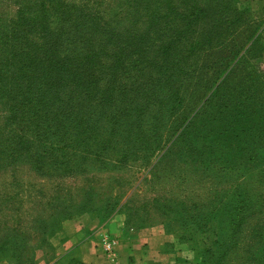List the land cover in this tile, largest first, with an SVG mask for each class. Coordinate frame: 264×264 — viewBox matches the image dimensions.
<instances>
[{"label":"rangeland","instance_id":"rangeland-1","mask_svg":"<svg viewBox=\"0 0 264 264\" xmlns=\"http://www.w3.org/2000/svg\"><path fill=\"white\" fill-rule=\"evenodd\" d=\"M109 203L194 222L180 264L264 262V0H0V264H50Z\"/></svg>","mask_w":264,"mask_h":264},{"label":"crops","instance_id":"crops-1","mask_svg":"<svg viewBox=\"0 0 264 264\" xmlns=\"http://www.w3.org/2000/svg\"><path fill=\"white\" fill-rule=\"evenodd\" d=\"M84 222L76 226L72 218L62 223L59 237L75 236V241L62 247L54 264H180L179 254L190 251L189 246H181L182 237L155 232L151 227H128L118 213L102 222ZM104 234L117 241L113 253L103 248Z\"/></svg>","mask_w":264,"mask_h":264},{"label":"trees","instance_id":"trees-1","mask_svg":"<svg viewBox=\"0 0 264 264\" xmlns=\"http://www.w3.org/2000/svg\"><path fill=\"white\" fill-rule=\"evenodd\" d=\"M253 31H255L256 29H252ZM255 39H253L254 41ZM57 46H58V40L56 38H54L53 36H50L48 34L45 35L44 37V41H43V45L41 47H39L37 49V51L40 53V54H43L45 58H48L49 59V68L50 69H57L58 73H63L65 70L67 71V67L72 63V60L71 59H68L66 58V60H56L55 58V53H56V50H57ZM89 210V209H87ZM103 216H105V218L108 217V215H111L112 213H118L119 212V208L116 209L115 208V205H111V203L107 204L103 210ZM57 218L54 217L50 222H48V224L46 225L45 224V227L46 229L50 228V226L54 227V225H58V221H56ZM195 224L194 222H188L186 221L185 224H183L179 229H177L174 233L177 235V237H182L181 240L183 239H187L188 241H192L194 242L195 241V237H194V234H193V237H184L185 234L186 235H189L190 232H195ZM56 229V228H54ZM53 230V228H52ZM53 232H56L55 230H53ZM194 245V243H193ZM33 257L34 255H29V257H26L25 260L28 261L29 264H33ZM19 259H22L21 257H18ZM58 258H53L52 262L50 264H54L55 261L57 260ZM257 264H264V262H258Z\"/></svg>","mask_w":264,"mask_h":264},{"label":"built area","instance_id":"built-area-1","mask_svg":"<svg viewBox=\"0 0 264 264\" xmlns=\"http://www.w3.org/2000/svg\"><path fill=\"white\" fill-rule=\"evenodd\" d=\"M102 245H103V248L105 250V252L107 253H113L114 252V248L116 246V239L114 237H110L108 234H104L102 236Z\"/></svg>","mask_w":264,"mask_h":264}]
</instances>
